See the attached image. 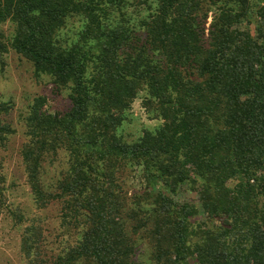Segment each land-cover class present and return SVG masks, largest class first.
<instances>
[{
    "label": "trees",
    "instance_id": "trees-1",
    "mask_svg": "<svg viewBox=\"0 0 264 264\" xmlns=\"http://www.w3.org/2000/svg\"><path fill=\"white\" fill-rule=\"evenodd\" d=\"M149 1L134 25L128 8ZM261 2L0 0L12 49L71 103L50 115L39 99L26 119L27 183L38 211L57 207L60 232L41 260L43 231L27 227L29 264H264ZM142 91L163 124L129 143L120 130ZM8 111L0 105V118ZM14 133L0 119V141ZM61 154L67 169L47 184L48 159L53 167ZM129 170L142 173L145 194L130 198ZM184 187L196 202H178Z\"/></svg>",
    "mask_w": 264,
    "mask_h": 264
},
{
    "label": "rangeland",
    "instance_id": "rangeland-1",
    "mask_svg": "<svg viewBox=\"0 0 264 264\" xmlns=\"http://www.w3.org/2000/svg\"><path fill=\"white\" fill-rule=\"evenodd\" d=\"M263 4L259 3L260 6ZM151 7H155L152 1L148 5L134 3L128 8L134 25L149 16ZM208 9L211 10L208 20L210 25L218 7L209 6ZM79 29L80 23L75 20L70 23L64 35L71 38ZM14 36L15 26L12 22L0 24V105L9 109L0 119L3 124L15 130L13 135L7 136V141H0V176L5 181V193L0 203V264H29L23 251L27 227L34 222L43 231L42 236L46 242L41 248V260L53 256L60 241V237H57L60 232L57 207L38 211L27 183L22 159V150L28 142L26 119L39 99L45 100L42 112L50 115H65L70 111L71 103L67 90H58L47 76L38 77L33 64L12 49ZM147 100V93L142 91L127 113L120 134L129 143L163 124L156 107L147 104ZM60 156L53 167L50 166L51 158L48 159L45 175L47 184H52L58 178L57 175L67 169L66 155ZM127 176L125 190L129 192L130 198L145 194L148 187L142 173L139 170H129ZM176 199L179 203L196 202L195 194L188 187H184ZM38 221L42 223L39 224ZM140 252V259L146 262L148 248L142 247Z\"/></svg>",
    "mask_w": 264,
    "mask_h": 264
}]
</instances>
